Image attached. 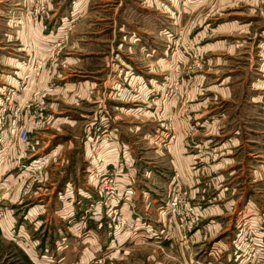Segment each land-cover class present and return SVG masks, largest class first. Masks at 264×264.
Instances as JSON below:
<instances>
[{"label": "rangeland", "instance_id": "rangeland-1", "mask_svg": "<svg viewBox=\"0 0 264 264\" xmlns=\"http://www.w3.org/2000/svg\"><path fill=\"white\" fill-rule=\"evenodd\" d=\"M251 17L258 21L246 24ZM263 20L264 0H0V34L42 30L49 36L46 53L37 54L31 39L34 43L25 51L13 54L26 58L28 71L11 85L18 89V82L26 81L18 89L22 96L31 81V122L41 125L27 122L28 143L47 128V147L70 140L77 145L74 150L62 146L32 176L25 173L18 182L9 178L6 187L0 182V264H264V229L256 226L251 208L258 207L259 217L264 216V169L255 166L258 177L253 183L244 178L235 182L229 165H216L221 149L215 130L222 97L231 98L220 90L230 92L234 80L239 81L236 72L225 85L219 76L225 66L238 72L231 58H237L233 48L241 30L258 31ZM87 32L95 35L76 39ZM95 40L98 60L85 62L93 55ZM76 44L91 49L81 51ZM11 53L0 51V63L15 58ZM143 59L148 68L139 65ZM154 72L162 74L163 82L155 92L150 87ZM102 77L103 83L113 85L109 100L115 102H108V90L101 93L97 108L93 97L107 85L92 82ZM42 80L48 87H39ZM76 81V89H68L65 96L55 90L58 82ZM4 106L3 99L0 112ZM11 110L8 105L6 112ZM198 113L209 118L207 123L196 118ZM8 121L0 115L3 131ZM0 145L3 181L24 170L17 169V155L2 137ZM106 154L126 169L120 172L116 166L95 184L88 183L87 161ZM141 157L147 163L142 168ZM73 160L79 163L74 173L82 180L71 185L73 198L65 200L71 203L66 208L70 213L56 214L58 205L47 192L51 184L63 190ZM103 178H113V203L100 191ZM37 188L46 196H33ZM15 200L41 204L42 215L35 220L43 227L32 229L27 221L20 222L22 213H11ZM240 203L247 207L242 210ZM13 217L16 224L6 229Z\"/></svg>", "mask_w": 264, "mask_h": 264}, {"label": "crops", "instance_id": "crops-1", "mask_svg": "<svg viewBox=\"0 0 264 264\" xmlns=\"http://www.w3.org/2000/svg\"><path fill=\"white\" fill-rule=\"evenodd\" d=\"M255 21H258V19L255 20L254 17H251L247 20L246 24L250 22H255ZM223 25H226V23L224 22L220 24V26H223ZM40 26L44 28V23L43 24L41 23ZM242 29L243 30H241V34H240L241 36L238 39L239 40L237 43L238 45H236L233 48V50L237 51L236 52L237 58H231V60L234 61L235 64L236 63L238 64L239 70L238 72L235 70L233 71L232 69H228L229 68L228 66H225L224 72H222L221 75L219 76V78L222 77L220 80L221 84L223 83L225 85L226 83L230 82L228 79H230V76L233 74V72H236L234 74V77L235 79L239 77V81L237 79L234 80L235 87H230V92L227 89L220 90V92L223 95L229 94L231 98L222 97L223 108L221 110H218L216 113L218 118H217V124H216L215 130L217 133V137L219 140V146L221 149V157L218 160L216 165H218L219 167L223 165H229V167L232 168L231 170L233 173L231 176L232 177L236 176V178L233 177L235 182H237L239 179H240L239 181H242L244 178V180H247L250 183H253L255 182V180H257V177H258L257 176L258 170L257 168H255V166L258 167L259 165L261 169H264V24L262 25V28L259 29L258 31L250 32L247 29V27L246 28L243 27ZM40 32L41 33L36 31V33H34V31H31V33L29 34L27 31L25 33V32H14L13 30H11L9 33H6V32L2 33L0 34V51L4 52L6 50H10L12 52L11 55L15 56L13 55L14 53L16 52L18 53L19 51L21 52L25 51L28 45L30 44L32 45L34 43V41L32 40H35L37 47H38L36 49V53L44 54L48 50V40H45V38L49 36H44L42 34V30H40ZM92 34L95 35L94 33L87 32L83 36H79V37L76 36V39L77 40L82 39V38L85 39V38L91 37ZM97 40H95V44H93L95 48L94 51H92L93 55L87 54V55H90L91 57L86 58L85 62L90 63L89 61L98 60L97 58L99 54V49H98ZM80 41H83V40H80ZM13 46L15 47L20 46V48H18V50H14L16 48H13ZM76 46L75 47L81 51H87L91 49V46L83 47L80 44L78 45L76 44ZM85 62L84 64H86ZM82 63L80 64V66L82 65ZM260 63H261V66H260ZM3 64L0 63V107L4 99L6 88L10 86L12 82L19 79L23 74H26L25 72L28 71L27 70L28 64H26V58L21 59L20 57H18V55L15 56V58L13 57L5 58V60L3 61ZM145 64L147 63L144 62V59L141 60V62H139V65L141 66V68H145V67L148 68V66H146ZM155 65H149V66L156 68ZM159 70L160 68L158 67V72ZM245 70H246V76L243 79L242 73ZM158 72H154V77H152L153 84H150L151 85L150 87L153 88V92H155L156 90L158 91L161 90V84H163L162 74ZM64 77H67L66 73L64 74ZM102 79L103 77L96 78L95 82H92V84H95L96 87L97 86L105 87L107 85L104 88V90L99 91L97 94L95 93L96 95H94L93 97L94 98L93 102L97 108H99L98 103L102 99V97H100L102 92H107L109 90V97H107L108 99L107 98L106 99L108 100L109 103L115 102V101L111 102L109 100L111 99L110 94L113 90V87H112L113 85L111 84V86L109 87L110 84L108 85V83L110 82L106 80L105 83H103ZM61 80H62V77H61ZM76 83L77 81L76 82H64L63 84L61 83L60 85L57 84L56 85L57 87L55 90H57V92L64 93L70 88H73V87L75 88ZM233 84L234 83L231 82L229 86L230 85L234 86ZM39 87L41 88L48 87V84L44 82V80H42L40 82ZM233 89H234V92L232 94ZM31 90H32L31 81L29 82L27 81L24 94L22 96H19L17 99L13 98L11 102L9 103L10 110L13 109L16 104L22 103L24 101H28V98L29 97L31 98V96H29L31 95ZM64 96H65V93H64ZM90 99H91V96H90ZM199 117L203 123H207L206 119L208 117L202 115V113H198L196 118H199ZM142 126L143 125H138L137 129H140ZM153 129L154 131H157V132L160 131L158 128L153 127ZM148 131H153V130L150 127L148 128ZM157 132H154V134ZM40 134L34 137L37 141H34V142L30 141V143H28L27 146L20 145L21 150L24 151L23 157H24L25 162H27L26 164L44 165L47 162L51 161V159H53L59 153L62 146L70 147L73 150L75 149V147H77V145L73 143L72 140L68 141V144L66 143L65 144L64 143L54 144L52 146L47 147L49 143V139H45L43 137L44 135L50 136V134L47 131V128L44 130V132H42L41 137H39ZM0 137H2L3 142L6 140L5 130L4 131L2 129L0 130ZM151 139H154V138L152 137ZM38 141L42 142L41 146H39ZM80 141L82 142V149H84V156H85L86 155L85 145L87 142V138L84 137V140L82 138ZM91 158H92V155H91ZM0 160H1V157H0ZM73 161L74 163L70 165V169H68L69 175H67V177L64 178L65 173L61 174V177L63 176L62 178H64L62 182L63 190L57 191L56 185L51 184L50 192H47L50 195L52 194L51 198L54 196V203L56 204V206L58 205L57 210H55L56 214L61 213L62 215H64V213H67V212L70 213L69 210H67L66 208L71 206V203L69 205V203L65 202V200L73 198L72 195L74 194H71V192L73 191L74 187L72 189L71 185L75 186L76 184H79L82 180L81 174L76 175L73 170L79 167V163L75 162V160ZM138 161H139L138 167L142 168V167H145L147 164L146 162H144V158L142 157ZM133 164H135V161L134 162L132 161V164L130 162V165L129 164L128 165L131 166ZM10 166H13V168L11 169L13 170L14 163H12ZM58 166L59 164H56L53 169L55 170V168H57ZM116 166H119L120 172L126 169L125 168L126 165L125 164L122 165L121 163L118 164L117 161L114 160V157L111 154H106V156L103 159L102 157L100 159L97 158V161L93 158L91 161L89 160V162L87 161L86 163V166H85L86 169L84 172L87 175H85V177L86 179H88V183L90 182L91 184L93 182L95 184L100 177L109 174V172ZM244 167H247V169L245 170V172H242ZM1 168L5 170V164L1 166ZM140 170L141 169L139 168L138 172H140ZM143 171H146V170L143 169ZM25 173L26 172L16 171V173H14L13 175H8L6 178L7 179L11 178L13 182H18V180H20L25 175ZM189 173L193 174L191 171ZM119 176L122 177V180L125 179L126 177L124 173L120 174ZM84 189L86 190L85 192H87V195H88L89 194L88 185ZM42 191H43L42 188H37L35 192L33 193V196L34 195L37 197L41 195L46 196V194H43ZM225 191L226 190L223 189L221 190V193ZM49 200L51 199H49L48 197L47 201ZM38 202H41V200H39ZM11 205L14 207V208L12 207L13 209L11 208L12 210L11 213L14 214V212H18V211L22 213L21 217H19L20 222L21 221L23 222V220L27 221L30 224V227L32 229H40L41 226L43 227L42 222H40L39 220H35L38 218V215H42V214H38L40 213V210L38 209L42 207L41 204L35 203L31 200H28L22 204L20 203L17 204L15 200V202L13 201ZM240 206L242 210L245 209L243 207H247V206H244L243 203H240ZM251 208L254 213L253 216H254L256 226L264 229V216H262V218L259 217L261 212L257 210L258 207L251 206ZM261 211L263 212V209ZM24 214H25V217L23 218ZM10 216H12V214ZM9 221H10L8 222L9 226H6L7 227L6 229L10 227L13 228L14 225L16 224V222H14V217L12 219L9 218ZM59 224L61 225L60 227L62 226L66 227V225L61 224V222H59ZM19 228L21 227L19 226ZM57 229L58 228L54 230H57Z\"/></svg>", "mask_w": 264, "mask_h": 264}, {"label": "built area", "instance_id": "built-area-1", "mask_svg": "<svg viewBox=\"0 0 264 264\" xmlns=\"http://www.w3.org/2000/svg\"><path fill=\"white\" fill-rule=\"evenodd\" d=\"M26 81L20 80L18 82L19 90H21L24 86ZM18 89L15 85H10L6 88L5 94H4V104L5 106L2 109L1 117L4 118L9 117L8 125L6 127V140L4 143H6L12 150L16 153V162H17V169L24 170L27 174H30L32 176L34 173L39 171L41 169V165H23L22 161L24 159L23 154L24 151L21 150L20 145H27L28 144V137L30 131V127L28 126L27 122H31L32 116H31V103L33 101H26L23 105H19L14 107L10 112H6V107L9 105L11 100L15 96L18 95ZM31 99V98H30ZM32 127L39 128L41 125H33V122H31ZM1 130V129H0ZM17 145L19 147H17ZM2 147V145H0ZM14 146V147H13ZM2 152V148L0 150ZM30 176H28L30 178ZM2 183L1 186H5V184L8 182V179H4L3 181H0ZM100 185V191L104 195V199H108L111 203L114 202L115 199V191L112 187L113 178H103ZM6 187V186H5ZM27 193L26 191L24 194ZM111 205H108V203L105 205L106 208L110 207ZM90 208H93L90 206ZM110 219L114 220L115 214H109ZM264 252V250H263Z\"/></svg>", "mask_w": 264, "mask_h": 264}, {"label": "trees", "instance_id": "trees-1", "mask_svg": "<svg viewBox=\"0 0 264 264\" xmlns=\"http://www.w3.org/2000/svg\"><path fill=\"white\" fill-rule=\"evenodd\" d=\"M97 221H100V220H97Z\"/></svg>", "mask_w": 264, "mask_h": 264}]
</instances>
